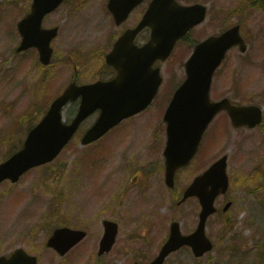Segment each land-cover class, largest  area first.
Segmentation results:
<instances>
[{"label": "rangeland", "instance_id": "obj_1", "mask_svg": "<svg viewBox=\"0 0 264 264\" xmlns=\"http://www.w3.org/2000/svg\"><path fill=\"white\" fill-rule=\"evenodd\" d=\"M186 1L207 2L211 7L209 20L192 33L194 37H202L218 32L222 23L233 22L235 17L229 13L240 0ZM30 2L0 0V161L8 154L13 135L10 133L15 124L22 120L24 127L29 119L32 120L28 121L30 125L40 118L51 100L70 81L74 65L77 81L81 83L111 76V71L106 72L102 57L108 51L104 47L109 46V33L114 30L117 34L133 24L144 8L142 5L119 26L110 16L108 30L109 26L103 24L98 13L100 3L101 11L107 14L104 0H66V6L61 5L44 20V26L57 24L60 29L52 41L54 59L42 68L35 49L15 51L20 41L16 22L28 11ZM215 7H219V11ZM241 29L246 33L248 48L244 53L237 47L228 52L212 81L211 97L229 96L239 102L260 103L264 110L262 8L244 19ZM148 35L147 30L142 31L137 43L146 41ZM190 50L189 45L179 43L175 53L161 64L163 83L151 106L123 121L100 140L109 144L110 136L117 135L110 142L115 152H100L102 143L97 142L81 146L75 136L51 163L30 169L16 183L0 184V254L32 235L37 244L32 253L38 255L39 264H65L46 249L45 242L55 227L66 225L89 230L84 243L66 255V264H94L101 222L109 217L119 224L120 233L114 250L104 262L130 264L133 259L122 253L136 250L146 242L147 248L141 257L154 255L168 232L171 219L179 220L184 232L191 229L198 212L195 199L175 205L174 194L163 185L160 168L164 134L160 118L172 90H169L170 85L184 76L182 63ZM76 108L77 102H71L64 113L72 114ZM218 116L209 127L197 160L182 175L191 179L225 153L228 176L231 173L235 178L231 177L229 185V195L234 198L229 210L231 219L222 223L214 214L208 220L207 233L215 242L211 253L195 258L190 249L184 247L172 254L166 264H264V115L263 127L252 129H234L224 112ZM96 117L94 113L83 122L80 134ZM221 120L226 124L225 129L214 134ZM25 133L24 129L18 133L17 144ZM145 179L147 183L140 185ZM185 184L178 183L177 191ZM131 236H134L133 246H121V240L128 241ZM90 255L92 258L84 262L83 257Z\"/></svg>", "mask_w": 264, "mask_h": 264}, {"label": "water", "instance_id": "obj_2", "mask_svg": "<svg viewBox=\"0 0 264 264\" xmlns=\"http://www.w3.org/2000/svg\"><path fill=\"white\" fill-rule=\"evenodd\" d=\"M61 0H33L31 12L18 23L22 41L18 50L35 45L40 52V59L44 63L49 62L51 49L48 44L55 35L56 28L41 29L42 16L52 10ZM109 8L118 18L124 16L125 9L118 8L116 0L109 1ZM173 0L166 9L158 6L152 8L144 15L140 25L123 33L110 53L106 55L108 63L117 69V76L110 81H97L91 84L77 86L70 83L64 92L53 100L41 121L32 128L23 148L14 153L9 159L0 163V181L4 178L16 180L18 176L31 166L51 160L67 142L77 128L80 121L96 108L101 112L96 122L87 130L82 138L87 143L101 134L109 127L143 107L155 94L160 81L158 68H151L156 58H165L172 46V40L178 36L180 29L177 21V8ZM151 17L152 37L143 46H135L132 43L140 26ZM191 19L188 26L195 23ZM155 41V44H153ZM240 43L244 49V43L238 35V26H234L218 36H210L197 44L191 57L185 62L187 77L176 89L166 109L164 119L167 123L168 144L174 143L182 133L180 145L184 148L180 154H174L171 150L179 145L166 148L164 154L169 164L175 166L189 157L200 140L202 132L210 122L214 114L221 108L229 113L235 124L240 122L239 116L245 117L249 126L259 121L261 110L257 106H236L229 103L227 98L213 102L209 100L208 91L212 72L220 63L225 51L232 45ZM81 95L78 112L69 124L61 122V108L69 100ZM191 146V147H190ZM225 157L216 161L207 174L205 182L211 184L207 195H213L219 188L226 186L224 174ZM167 163V168H170ZM172 174L168 170V176ZM190 192L187 191L186 194ZM203 210L201 212V224L205 216L213 211L210 203L201 198ZM105 240L112 239L116 224L105 222ZM201 231V230H200ZM200 236L202 232H199ZM83 236V232L70 229L58 228L51 240L63 241L65 239L77 241ZM177 236L174 233L168 243L162 248L159 256L151 264H161L164 256L176 247ZM202 245L208 243L201 237ZM74 243V242H73ZM55 245V244H54ZM57 246V245H56ZM210 245H207L209 247ZM65 248L66 245L63 244ZM0 264H10L1 257Z\"/></svg>", "mask_w": 264, "mask_h": 264}, {"label": "flooded vegetation", "instance_id": "obj_3", "mask_svg": "<svg viewBox=\"0 0 264 264\" xmlns=\"http://www.w3.org/2000/svg\"><path fill=\"white\" fill-rule=\"evenodd\" d=\"M103 234H104V230H100L99 231V234H98V236H97V238H98V240H97V245H96V251H94L95 252V256H94V264H107V263H105L104 262V259L114 250V248H115V246H113V247H111L110 249H109V251L108 252H105V253H102V254H99V248H100V241H101V238H102V236H103ZM30 239H27V240H25V241H20V242H18V243H15L12 247H11V249L14 251V249L15 248H17V247H21V248H23L25 251H26V253L28 254H30V255H33V254H31L32 252H33V250L37 247V244H36V240H33L32 238H33V236L31 235V236H28ZM86 237V236H85ZM84 237V238H85ZM83 238V239H84ZM83 239L81 240V241H83ZM133 239H134V236H131L130 238H129V240L128 241H124V240H121V246H123V247H125V248H131L132 246H133ZM80 241V242H81ZM116 242V241H115ZM146 242H144L143 243V246H141L140 248H138V249H136V250H130V251H127V252H124V253H122V254H128L129 255V258L130 259H133L132 261H131V263L130 264H134L135 262H137V263H147V262H149V261H151L154 257H155V255L157 254V252L159 251V249H160V246L158 247V249L156 250V252L154 253V255H152L151 257H145V258H142L141 257V255L143 254V253H145V250H146V248H147V246H146ZM13 251H5L4 253H3V255L4 256H6V257H8ZM94 252H93V254H94ZM92 254V255H93ZM55 255L57 256V257H59V259H61V260H63L64 261V263L66 264V253L64 254V255H62V256H60L59 254H57V253H55ZM92 255H90V256H84L83 257V261L84 262H87V261H89L91 258H92ZM136 255V256H135ZM35 256H36V254H35ZM37 257V256H36ZM118 258H119V256H118ZM21 264H27V262L26 261H22L21 262ZM108 264H112V263H108Z\"/></svg>", "mask_w": 264, "mask_h": 264}]
</instances>
